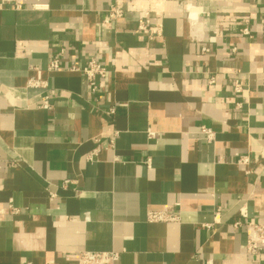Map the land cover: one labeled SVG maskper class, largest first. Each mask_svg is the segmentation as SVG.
<instances>
[{"label":"crops","instance_id":"1","mask_svg":"<svg viewBox=\"0 0 264 264\" xmlns=\"http://www.w3.org/2000/svg\"><path fill=\"white\" fill-rule=\"evenodd\" d=\"M17 1H0V264H77L83 249L264 264L245 252V222H264V0ZM113 2L125 15L104 23ZM146 12L161 36L136 30ZM55 54L99 60L96 92L48 71ZM37 70L45 87L27 83ZM150 209L178 219L149 222Z\"/></svg>","mask_w":264,"mask_h":264},{"label":"built area","instance_id":"2","mask_svg":"<svg viewBox=\"0 0 264 264\" xmlns=\"http://www.w3.org/2000/svg\"><path fill=\"white\" fill-rule=\"evenodd\" d=\"M4 5L13 8H21V4L17 0H0ZM35 8L40 7L39 5H34ZM106 14L103 18L104 23H109L116 21L124 17V12L122 6L118 2H113L105 10ZM155 16H161L160 12H153ZM219 17V16H217ZM261 22H264V17L261 18ZM136 30L146 35L148 39H152L156 36H161L162 24L161 22H152L151 21V12H146L143 16L136 18ZM242 34H249V29L247 26H243L240 30ZM210 41L215 40V34L213 33L209 37ZM209 49L206 46H202V51H208ZM230 50L234 52L236 50L235 46H231ZM48 71L59 72V71H78L89 83L90 92H96L98 88V78H103L106 75V68L103 64L99 62L95 57H90L84 65H76L75 63L63 66L60 63L59 55L55 54L52 56L47 64ZM209 83L214 82V76L209 75ZM234 85L235 91L241 89V85L237 79L231 80ZM29 86L32 87H45L47 85L46 81L40 77V72L37 70L35 76L29 77L27 81ZM41 107H49V97L44 95L40 98ZM110 112H113V109H109ZM200 132L204 135L206 140L211 141L214 138V132L212 129L201 126ZM148 136H153V131L148 130ZM96 150V149H95ZM94 153V150L88 154V157ZM248 158L242 156L239 158L241 163H247ZM179 205V202H175L174 206ZM243 216H246L244 212H241ZM146 219L149 222H167L174 221L178 219V216L166 209H150L146 213ZM239 221L234 222V226H238ZM246 227V244L245 252L251 255L264 254V222H257L254 220H247L245 222ZM120 254L119 251L110 249V250H90L83 249L78 253L77 264H116L119 260Z\"/></svg>","mask_w":264,"mask_h":264}]
</instances>
